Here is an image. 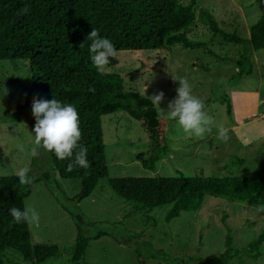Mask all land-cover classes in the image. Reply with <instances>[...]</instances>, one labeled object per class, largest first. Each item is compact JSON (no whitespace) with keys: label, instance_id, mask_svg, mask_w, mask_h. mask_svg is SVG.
Returning a JSON list of instances; mask_svg holds the SVG:
<instances>
[{"label":"rangeland","instance_id":"rangeland-1","mask_svg":"<svg viewBox=\"0 0 264 264\" xmlns=\"http://www.w3.org/2000/svg\"><path fill=\"white\" fill-rule=\"evenodd\" d=\"M191 1L176 0L184 5ZM200 8L211 12L222 32L249 38L251 26L264 13V0H197L194 20L182 32L190 43L202 44L201 48L185 49L176 44L165 45L160 51L117 52L115 64L107 65L102 72L120 75L127 91L149 98L164 92L156 108L162 119L169 120L168 150L153 170L143 167L137 157L147 154L149 142L140 122L122 110L104 115L101 127L109 177H171L178 172L204 177L262 174L264 132L258 130L264 131V118L258 112L264 111V50L252 53L250 75L231 81L238 70L240 46L221 35L214 36L199 21ZM31 75L27 61L0 62V176L16 175L22 167L35 175L49 169L48 154L35 145V124L29 109L33 101ZM174 78L187 79L193 95L206 102L205 110L214 118L212 131L203 137L185 133L178 121L171 122L167 116L169 102L176 98L180 86ZM223 94L230 97L233 121L221 103ZM219 125L229 129L227 141L219 139ZM34 148L36 156L32 155ZM238 159L243 163L234 165ZM79 191V180H65L51 173L47 182L31 188L25 205L40 215L39 223L30 225L33 243L71 245L77 229L70 214L80 218L84 235L106 232L107 236L89 244L86 264H140L135 248L144 264H174L177 257L185 255L221 254L228 228L233 230L237 247L245 246L264 230V212L219 198L205 196L199 210L182 212L167 222L170 205L141 209L117 197L105 181H99L88 198L76 203ZM158 253L164 254L165 262L157 259ZM6 258L5 264H29L12 250L6 252ZM242 260L240 264H264V250L256 261ZM47 263L68 264V256Z\"/></svg>","mask_w":264,"mask_h":264},{"label":"trees","instance_id":"trees-1","mask_svg":"<svg viewBox=\"0 0 264 264\" xmlns=\"http://www.w3.org/2000/svg\"><path fill=\"white\" fill-rule=\"evenodd\" d=\"M196 1L184 5L176 0H0V62L27 61L32 74L33 99L50 101L56 98L62 104L73 105L79 113L82 132L71 158L60 160L54 151L45 149L48 172L35 175L30 170L31 185H21L17 175L0 176V264L6 263L8 250L15 251L29 264H48V260L64 254L68 256V264H86L84 257L89 244L108 235L104 231L93 236L84 235L80 218L70 214L77 229L71 245L61 247L32 242L30 225L23 221L16 223L10 209H23L31 188L47 182L51 173L61 179L80 181V191L74 198L76 203L88 198L99 181H105L117 197L138 204L141 209L170 205L165 216L167 222L182 212L199 210L205 196L253 207L264 205V168L261 175L204 177L178 172L171 177H109L102 116L122 110L140 122L148 138L149 150L147 154H139L137 159L149 170H153L167 153L169 120L159 116L151 98L125 90L120 75L97 70L90 58L91 41L87 37L96 28L101 37L112 41L117 52L160 51L165 45L176 44L185 49H198L203 45L190 43L182 32L194 20ZM25 6L30 9L27 14L21 12ZM198 18L214 36L221 35L240 46L238 70L230 80L250 75L252 53L264 50V13L251 26L249 38L222 32L207 8L198 10ZM81 43H84L83 49H80ZM114 64L113 58H109L108 65ZM32 103L29 109L36 124ZM221 103L226 105V113L231 118L230 97L223 94ZM79 146L87 147L90 167L74 166L68 171V164L74 160ZM242 163L241 159L233 162L234 165ZM228 231L221 254L185 255L177 257L174 264H240L243 258L258 260L264 250V230L243 247L233 244V230L228 228ZM134 251L138 262L144 264L138 249ZM162 257L164 254L158 253L157 259L165 262Z\"/></svg>","mask_w":264,"mask_h":264},{"label":"clouds","instance_id":"clouds-1","mask_svg":"<svg viewBox=\"0 0 264 264\" xmlns=\"http://www.w3.org/2000/svg\"><path fill=\"white\" fill-rule=\"evenodd\" d=\"M29 11L27 6L21 9L23 14H27ZM87 40L91 41L89 48L91 61L97 70L102 72L109 64V58L116 57L117 49L109 38L101 37L96 28H93ZM83 47L84 43H81L80 49ZM176 80L179 81L180 86L176 89V98L169 102L167 116L169 119L178 121L185 133L203 137L205 133L212 131V126L215 123L214 118L205 110L204 101L193 95L189 81L185 78ZM164 95L163 91L153 94L150 97L152 103L159 106ZM32 111L36 119L34 127L35 145L43 147L49 152L54 151L60 160L73 157L74 150L77 149L78 142L82 137L77 109L71 104H62L56 98L50 101L34 98ZM218 128L219 139L227 141L229 129L223 125H219ZM87 152V147L79 146V150L75 152V158L68 164L67 170L72 171L74 166L88 169L90 163L87 159ZM32 155H38L36 148L32 150ZM28 173L27 167H22L16 172L21 185L33 183V178ZM256 211L264 212V205L256 206ZM10 215L16 223L23 221L32 225L38 224L40 221L37 210L27 205L23 209L12 207Z\"/></svg>","mask_w":264,"mask_h":264},{"label":"crops","instance_id":"crops-1","mask_svg":"<svg viewBox=\"0 0 264 264\" xmlns=\"http://www.w3.org/2000/svg\"><path fill=\"white\" fill-rule=\"evenodd\" d=\"M236 95H237V94H236ZM260 118H261V117H260ZM231 119H232V121H233V119H234V118H233V114H232V118H231ZM261 119H262V118H261ZM244 126H246V125H244ZM246 128H248V127L246 126ZM252 131L255 133V132L257 131V129L254 128ZM258 131H259V133H260V132H264L263 130H261V131L258 130ZM257 134H258V133H257ZM257 134H255V135H257Z\"/></svg>","mask_w":264,"mask_h":264},{"label":"built area","instance_id":"built-area-1","mask_svg":"<svg viewBox=\"0 0 264 264\" xmlns=\"http://www.w3.org/2000/svg\"><path fill=\"white\" fill-rule=\"evenodd\" d=\"M258 116L261 117V118H264V111L263 110H259Z\"/></svg>","mask_w":264,"mask_h":264}]
</instances>
